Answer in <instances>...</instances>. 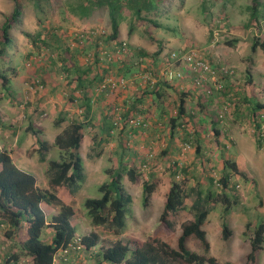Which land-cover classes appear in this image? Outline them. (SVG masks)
<instances>
[{"label": "rangeland", "instance_id": "rangeland-1", "mask_svg": "<svg viewBox=\"0 0 264 264\" xmlns=\"http://www.w3.org/2000/svg\"><path fill=\"white\" fill-rule=\"evenodd\" d=\"M15 1L21 16L11 30L13 47L7 52L4 64L0 63L10 81L9 92L1 89L0 81V94L3 95L0 151L10 152L15 164L34 165L39 171L37 174L41 173L40 167L44 171L46 163L39 161L35 137L26 130L32 125L41 130V139L50 145L49 151L44 153L45 159L60 160L61 154L53 146L55 137L71 121H81L85 115L83 99L73 81L74 70L90 66L104 77V81L89 90L90 114L95 113V117L85 122L83 130L84 149L88 151L93 144L86 162L88 174L92 177V174L100 173L97 167L103 166L104 174L109 177L106 171L115 170L121 161L136 173L135 181L125 175L121 182L124 191L131 196L123 234L147 241L159 225L165 195L173 181L185 188L198 186L203 192L220 193L219 179L231 172L229 168L224 170V166L234 163L242 175L232 174L225 191L236 197V203L226 217L231 236L226 241L222 239L223 206L217 204L204 227L209 252L205 253L199 242L192 239L186 245L192 252L214 258L216 264H245L249 251L245 226L264 218V122H260L264 120V114L258 112L253 118L250 114V101L264 104L263 53L260 49L250 50L255 37L264 40V6L256 8L254 0H160L154 11H141L139 15L122 7L118 37L109 40L112 30L108 10L94 7L84 16L79 8L84 0H0V27L12 14ZM253 8L259 10L258 21ZM247 25L250 26L245 28ZM48 31L58 35L62 46L55 44L52 50H44L39 55L34 52L35 43L39 42L36 36L39 33L46 35ZM210 34L211 41L208 39ZM212 43L217 51L212 54L213 59L206 54L207 46ZM186 47L198 51L199 57L213 68L223 67L229 71L217 76V82L224 87L223 92L212 88L214 94L207 95L204 88L194 86L186 74L181 81L160 80L157 83L161 97L150 95L149 90L154 89L155 83L147 78V73L167 65L169 49ZM229 48H233L231 57L227 56L230 52H226ZM140 50L147 54L144 59L136 55ZM106 61H111L114 66ZM64 68L71 71L69 76ZM175 69L187 73L182 65ZM125 71L127 78H120ZM91 77L89 75L88 79ZM118 77L124 81L117 84ZM211 83L208 82V87ZM107 84L115 86L113 92H105L106 96L99 97ZM147 90L149 94H146ZM70 96L76 99L71 101ZM139 98L143 100L138 101ZM180 99L184 100L187 114L176 121L172 130ZM108 105L116 111L114 128L109 142L98 146L101 123L109 113ZM59 113L66 120L55 127L54 120ZM128 118H136L140 125L129 124ZM257 124L261 125L259 129H256ZM78 153L81 160L86 161L82 153ZM41 178L40 186L45 182L43 175ZM108 181L106 178L104 182ZM144 181L157 185L147 207L142 204ZM97 188L91 185L83 197L71 201L77 229L81 227V234L75 235L81 237L91 232L99 235L97 247L92 252L82 253L81 261H87L85 264H96L99 258L95 254L116 240L104 227L93 226L83 207L85 197L101 196ZM55 193L60 195L64 191L59 189ZM191 202V198L186 200L185 210L174 218L172 247H175L181 224L193 218L189 210ZM52 207L58 213L59 208ZM43 209L49 221L52 208L44 205ZM5 229L7 226H0L1 264H6L7 256L12 253L19 256L17 260L21 264H29L30 259L22 249L25 230L16 234V240H7L3 235ZM49 232L47 229L41 236L45 243L50 239ZM258 264H264V243Z\"/></svg>", "mask_w": 264, "mask_h": 264}, {"label": "trees", "instance_id": "trees-1", "mask_svg": "<svg viewBox=\"0 0 264 264\" xmlns=\"http://www.w3.org/2000/svg\"><path fill=\"white\" fill-rule=\"evenodd\" d=\"M158 1L160 0H84L83 3L80 2L79 8L80 13H83L84 16L89 15L90 10L94 7L106 8L110 16L112 30L109 40H116L122 7L133 10L136 15H139L141 11H154ZM258 1L254 0L256 8L259 5ZM256 8H253L254 17H256ZM20 16L21 10L19 4L15 1L12 14L5 18L4 23L0 27V63L2 64H4L3 60L7 56V52L13 47L11 30L14 24L19 22ZM153 26L158 27L155 23ZM249 26L247 25L245 28ZM23 34L30 37L28 33L24 32ZM36 37H38L39 42L35 43L34 52L39 55L40 53H44V50H52L55 44L56 46H62L58 35L52 31H48L46 35L39 33ZM118 44V46L122 47L120 43ZM257 49L262 51L264 57V40L259 39V37H255L250 46L251 52H255ZM75 50V54H77L78 51L77 49ZM124 54L128 55L127 53ZM130 54L133 55L132 51ZM136 55L140 57L139 59H144L147 56L141 50L136 51ZM106 62L108 65L114 64L111 61ZM213 69L217 70L216 68ZM64 70L68 76L71 74V71L68 69L64 68ZM127 70L129 71V69ZM74 72H76L73 79L76 83L75 89L83 99L85 115L81 121H71L55 137L53 146L60 151L61 156L60 160H50L48 162L46 174L50 190H41L36 187L35 177L30 173L18 169L13 163L10 152L6 150L0 151V226H7V229L3 233L7 240H16V234L19 231L25 230L26 240L22 243V249L30 259L29 264H59L61 261H55L58 250L66 247L76 237L77 225L71 201L84 179L83 166L78 152L83 140L85 122L89 120L91 111V101L89 98V94L91 93H89V90L94 84L104 81V77L100 76L99 72L95 71V69L93 70L90 66L79 71L74 70ZM104 72L107 71L104 70ZM89 75L92 76L90 80L88 79ZM127 75L128 73L125 71L119 77L127 78ZM120 78L116 81L117 84H119ZM249 79L251 81V77ZM0 81L1 89L9 92L8 85L10 81L6 76V72L2 71L1 68ZM114 88L115 86L106 85L101 90L102 93L99 94V97L106 96L105 92L108 91L112 93ZM152 88L154 89L149 90L150 95L155 94L157 97H161L159 83H155ZM223 90L224 87H222V92ZM146 94H149L148 90ZM141 98L137 100L142 101L143 99ZM2 99L3 95L0 94V102ZM75 99L74 96H70L71 101ZM250 104L252 105L250 109L252 118L258 112L264 114V104L257 102L253 104L252 101H250ZM109 106L107 119L102 123L101 133L97 141L98 146L109 142L110 132L114 128V112L116 111L113 110V107ZM186 114L184 100L180 99L177 114L172 120V130L176 121ZM65 120L66 118L63 117L62 113H59L54 120V126L59 127ZM130 120L131 118H128L127 122L129 123ZM260 122H264V120ZM260 126V124H257L256 129H259ZM26 130L35 137L40 160L44 161V153L49 151L50 145L41 139L40 129H35L32 125H29ZM258 145L260 146V144ZM198 150L197 147V153L199 152ZM227 168L231 172H226L218 181L221 189L220 193L211 190L203 192L198 186L185 188L181 183L173 181L165 195L159 225L154 230L152 236L145 242L131 239L123 234L126 228L127 206L131 202V196L124 191L121 182L125 175L130 181H135V170L132 167H127L123 161L119 163L115 170H107L106 173L109 174V181L103 183L98 188L101 196L99 198H88L83 202V207L91 219V224L93 226L104 227L116 238L108 247L101 249L100 252L95 254L99 258L96 264H216L214 258L192 252L188 250L186 244L190 239L195 240L199 242L205 253L209 252L210 246L206 239L204 227L207 224L209 213L217 204L223 206L221 216L222 239L226 241L231 236V230L227 225L226 217L230 213V210H232L234 203H236V197L225 191L229 186L230 176L232 174L241 176L242 174L234 163H226L224 170ZM156 187L155 183L143 182L142 204L144 207L149 205ZM58 189H62L64 193L56 195L55 191ZM190 198L192 202L189 210L192 212L193 218L191 221L181 224L180 233L175 241V247H172L171 244L175 236L174 218L180 211L185 210V202ZM41 203L59 208L58 213L52 217L49 224L46 223L45 214L40 207ZM47 227L53 231L50 243H45L41 239L42 231ZM244 234L249 243V251L245 256V264H258V255L263 250L264 243V218H261L254 225L247 223ZM81 242L83 252H92L99 243V235L91 232L81 237ZM12 244H15V242H12ZM18 258L19 256L16 253H12L7 256L6 261L9 263L19 262ZM82 262L85 264V261Z\"/></svg>", "mask_w": 264, "mask_h": 264}, {"label": "built area", "instance_id": "built-area-1", "mask_svg": "<svg viewBox=\"0 0 264 264\" xmlns=\"http://www.w3.org/2000/svg\"><path fill=\"white\" fill-rule=\"evenodd\" d=\"M97 34V33H96ZM124 45V44H123ZM166 62L167 65L158 67L154 72L150 70L148 74V79L152 81V83H157L160 80L164 81H173V80H183L184 75H188L190 81L196 87H203L204 91L207 95H213L212 88L216 91L222 89V85L217 82V76L221 74H227L229 71L220 67L218 70H214L211 65L204 61L203 58L199 57V53L193 49H169L166 53ZM186 68L187 73L184 74L183 70L179 71L175 69V67ZM231 73V72H230ZM155 75L152 78V75ZM147 76V75H146ZM152 78V79H151ZM124 81L121 79L120 83ZM212 82L211 86L208 87V82ZM218 84V85H217ZM111 87L112 84H107ZM105 88V87H104ZM222 115L220 114L219 117ZM129 124L138 126L140 125V121L131 118ZM76 236V235H75ZM82 242L81 237L76 236L75 239L71 243H68L66 247H62L58 250L55 261H61L59 264H84L82 260ZM7 262L6 264H8ZM1 264V261H0ZM9 264H21L20 262H11Z\"/></svg>", "mask_w": 264, "mask_h": 264}, {"label": "crops", "instance_id": "crops-1", "mask_svg": "<svg viewBox=\"0 0 264 264\" xmlns=\"http://www.w3.org/2000/svg\"><path fill=\"white\" fill-rule=\"evenodd\" d=\"M262 2H264V0H261V2H260V0H259V5H258V7L259 8H261V7H263L264 6V3H262ZM233 7V6H232ZM258 12H259V10H257V12H256V17H255V19H257V21L260 19L258 16H257V14H258ZM209 40L211 39V34H210V38H208ZM211 41V40H210ZM207 43V42H206ZM213 44V43H212ZM209 45V46H207V49H209V51H208V53H206V54H209V55H207V57H211L212 59H213V55L212 54H214V52H217L216 50L214 51V44L213 45ZM173 45L175 46V44L173 43ZM183 45H186V43L185 44H183ZM219 46V45H218ZM169 49V48H168ZM184 49H187V47L186 48H184ZM213 51V52H212ZM230 51H233V48H229V51L227 50L226 52H230ZM212 52V53H211ZM220 53V52H219ZM221 54V53H220ZM231 52H230V54H227V56L228 57H231ZM218 56V55H217ZM95 117V113L94 114H90V116H89V119L90 120H92L93 118ZM103 123V122H102ZM101 123V124H102ZM58 135V134H57ZM85 138V137H84ZM111 141V140H110ZM84 143H85V141H84V139L82 140V142H81V146H80V149H79V151L82 153V155L85 157V159H86V161L84 160V158H83V160H81V162H82V166H83V173H84V179H83V182L80 184V188H79V190L77 191V193L73 196V198H78V197H80V196H82L83 197V194H84V192H85V190H86V188L87 189H90L91 188V185H96L98 188H99V186H101L103 183L102 182H104L105 180H106V178L107 179H109V177H106V175L104 174V171H105V167H97V170H98V172H100V173H97L96 175H93L92 174V177L88 174V171H87V169H86V166L88 165L86 162L87 161H89V157H90V154L88 153V152H90L89 150H91L92 148H93V144H92V147L90 148V149H87L88 151H86V149H84ZM37 145V144H36ZM56 148V147H55ZM85 148H86V146H85ZM37 149H38V147H37ZM58 150V149H57ZM83 150L85 151V152H83ZM57 152H60V151H57ZM81 159V158H80ZM24 161H26V160H24ZM39 161L40 162H43V163H46L45 165H44V171H43V167L41 168L40 167V171H41V173L40 174H37L39 171H37V168H36V166H34V165H29L28 163H24L23 165L22 164H15V166L18 168V169H20V170H22V171H24V172H27V173H30V174H32L34 177H35V180H36V187H38L39 189H41V190H49L50 189V186H49V182H48V178L46 177V171L45 170H47L48 169V162L50 161V160H47V157H46V159H45V161H42V160H40V156H39ZM43 175V177H44V180H45V182H44V185H42V186H40V184L39 183H41V182H43V180H42V178H41V176ZM104 183H106V182H104ZM97 188V189H98ZM59 190V189H58ZM58 190H56V191H58ZM58 194V193H57ZM56 194V195H57ZM88 198H91V196H87V197H85V199H88ZM96 198H99V197H96ZM44 205L47 207V208H52L51 210L54 212H52V214L49 216L50 218H49V221H48V218H47V215L45 214V212H44ZM163 205H164V203H163ZM53 205H48V204H46V203H41L40 204V207H41V209L43 210V212H44V214H45V219H46V223L47 224H49L48 222H50L51 223V220H52V217L54 216V215H56L57 213H56V211L53 209V207H52ZM163 209V208H162ZM210 214V213H209ZM161 215V214H160ZM209 216V215H208ZM47 229H50V228H44V230L42 231V237H43V232L45 231V230H47ZM52 232V233H51ZM51 235H50V239H49V241H48V243H50V241H51V238H52V236H53V231L50 229V232H49ZM81 234V227H80V229L78 228V229H76V235H80ZM85 236V235H84ZM42 237H41V239H42ZM82 237H83V234H82ZM206 239H207V237H206ZM26 240V239H25ZM25 240H24V242H25ZM208 241V240H207ZM209 243V242H208ZM209 246H210V244H209ZM85 261V260H84ZM86 263H87V261H85ZM102 264H107V263H102Z\"/></svg>", "mask_w": 264, "mask_h": 264}, {"label": "clouds", "instance_id": "clouds-1", "mask_svg": "<svg viewBox=\"0 0 264 264\" xmlns=\"http://www.w3.org/2000/svg\"><path fill=\"white\" fill-rule=\"evenodd\" d=\"M82 237V236H81Z\"/></svg>", "mask_w": 264, "mask_h": 264}]
</instances>
